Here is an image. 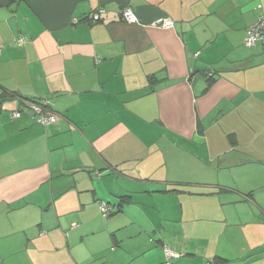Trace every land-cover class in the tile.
Listing matches in <instances>:
<instances>
[{
    "label": "crops",
    "instance_id": "0c3cea01",
    "mask_svg": "<svg viewBox=\"0 0 264 264\" xmlns=\"http://www.w3.org/2000/svg\"><path fill=\"white\" fill-rule=\"evenodd\" d=\"M257 3L0 7V264H264V41L245 44ZM31 100L56 122L10 118ZM136 191L174 195L191 225L126 247L112 222Z\"/></svg>",
    "mask_w": 264,
    "mask_h": 264
},
{
    "label": "rangeland",
    "instance_id": "374dc122",
    "mask_svg": "<svg viewBox=\"0 0 264 264\" xmlns=\"http://www.w3.org/2000/svg\"><path fill=\"white\" fill-rule=\"evenodd\" d=\"M172 196L174 195L161 192L136 191L132 194V203L125 209V216L123 218L118 217L117 221L112 222V226H120L119 233L125 236L126 247L130 246L128 235H134L138 230L142 231L141 235L136 236L139 238L140 247L143 248L148 245V240L142 233H148L149 237L153 238L151 246L154 247L157 240L155 237H158V234L166 235L173 230H185L191 225V223L178 222L180 220H176L177 217H181L176 215L180 205L175 202L176 198ZM110 205H108L110 210L103 217L108 218V215H110L112 209ZM99 212L102 216L100 210ZM166 245L168 244L166 243Z\"/></svg>",
    "mask_w": 264,
    "mask_h": 264
},
{
    "label": "built area",
    "instance_id": "2783aa9c",
    "mask_svg": "<svg viewBox=\"0 0 264 264\" xmlns=\"http://www.w3.org/2000/svg\"><path fill=\"white\" fill-rule=\"evenodd\" d=\"M256 8L258 10H261L253 23L249 27L248 34L245 37V44L247 46H252L257 42H263L264 41V8L261 3L256 4ZM263 9V10H262ZM104 12L103 8H98L95 11L89 12L85 19L87 21H90L92 23L98 22L101 20V14ZM120 20L124 23L132 24L137 23L138 19L136 15L134 14L133 10L125 6L120 10ZM156 23L161 24L164 27L171 26V21L169 19H160L157 20ZM24 39L19 37L17 39V42H22ZM1 53V48H0ZM26 109L22 110L21 108H18L16 110H12L9 114L10 118H18L20 117L22 112H26L28 115H30L34 121L37 124L47 126L49 124H52L56 122L57 120V114L53 113L51 110H49L48 102L47 100H33V101H26ZM99 210L102 213V216H105L110 210V207L105 203H99ZM165 251L167 255L173 256V252L169 250V248L165 247Z\"/></svg>",
    "mask_w": 264,
    "mask_h": 264
},
{
    "label": "trees",
    "instance_id": "16d2710c",
    "mask_svg": "<svg viewBox=\"0 0 264 264\" xmlns=\"http://www.w3.org/2000/svg\"><path fill=\"white\" fill-rule=\"evenodd\" d=\"M16 1H18V0H0V7H2V6H8L9 4H11L12 2L14 3V2H16ZM153 78H151V77H149V81L150 82H153V81H151ZM210 80H212L211 79V77H208V79H207V86L208 85H210L212 82H210ZM31 101H33V100H31ZM129 197L128 196H124L123 198L121 197V201L123 200V199H128ZM121 204V203H120Z\"/></svg>",
    "mask_w": 264,
    "mask_h": 264
}]
</instances>
